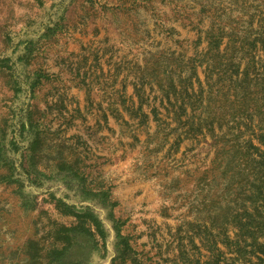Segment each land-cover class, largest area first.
Segmentation results:
<instances>
[{
  "label": "rangeland",
  "instance_id": "374dc122",
  "mask_svg": "<svg viewBox=\"0 0 264 264\" xmlns=\"http://www.w3.org/2000/svg\"><path fill=\"white\" fill-rule=\"evenodd\" d=\"M248 5L0 0V264H264Z\"/></svg>",
  "mask_w": 264,
  "mask_h": 264
},
{
  "label": "trees",
  "instance_id": "16d2710c",
  "mask_svg": "<svg viewBox=\"0 0 264 264\" xmlns=\"http://www.w3.org/2000/svg\"><path fill=\"white\" fill-rule=\"evenodd\" d=\"M244 2H248V6L249 8L252 10L251 13V17L250 19L253 20L255 16H259L260 14L264 13V0H243ZM262 20L264 21V15H262ZM242 23L243 21H237ZM253 21H250L249 23L252 24ZM249 27H251V25H249ZM249 30V35L242 38L240 34H236L234 31H232L229 36H233L236 38H240V40L244 43V45L241 47V49H244L246 46L249 47L251 50H253L254 48H256V46L259 44L262 48V50H264V35L262 37V34L260 35H256V37H251L253 32L252 29H248ZM221 38L222 35H220V37H217V39L213 42V44L215 46H217L216 50L218 51V47L221 44ZM233 50H237V49H233ZM261 138H264L263 135H260ZM263 156V160L260 162H255L254 165L257 168V173L260 174L258 175V177H256V179H254L253 181L249 182L248 185L244 186L242 191L246 192L248 191V193H253L254 190L258 191L259 193H261L260 190H264V154L262 153ZM248 186V188H247ZM248 200H250L249 198H247ZM240 206H244V205H240ZM246 210H248V208H245ZM254 212V210H253ZM256 213V211H255ZM264 214V203L261 209V212ZM245 215L248 218L252 219V215L251 213H247L245 212ZM260 215V214H259ZM92 220L91 223L92 225L95 226L97 232L99 235H101L102 237H104V231L103 229L99 226V223L91 216ZM233 219L237 222V224L240 226V217L238 214L234 215ZM261 221H262V229H264V216H261ZM249 234V232H248ZM120 238V243L122 245H125L127 243H125L124 239L121 236H118ZM252 245H257L258 248L260 249L261 247H264L262 244H259L258 241L256 239H253V243ZM261 252V251H260Z\"/></svg>",
  "mask_w": 264,
  "mask_h": 264
}]
</instances>
